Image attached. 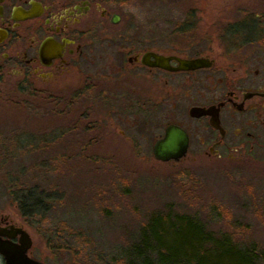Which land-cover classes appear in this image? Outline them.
I'll list each match as a JSON object with an SVG mask.
<instances>
[{
  "label": "flooded vegetation",
  "instance_id": "af4514ba",
  "mask_svg": "<svg viewBox=\"0 0 264 264\" xmlns=\"http://www.w3.org/2000/svg\"><path fill=\"white\" fill-rule=\"evenodd\" d=\"M155 2L0 0V123L32 125L50 105L67 118L77 151L138 150L152 139V152L173 125L187 135L186 155L193 147L195 160L264 174V0H231L218 18L230 26L217 34V45L203 40L197 48L190 39L188 55L151 21L159 20L147 10ZM196 15L193 8L186 17ZM176 57L210 65L169 69L178 66ZM178 73L183 82L176 85ZM161 104L171 118L155 134ZM15 132L0 128V152L43 150V134L29 143ZM31 198L30 191L0 194V243L15 246L29 236L27 257L46 264L33 235Z\"/></svg>",
  "mask_w": 264,
  "mask_h": 264
},
{
  "label": "rangeland",
  "instance_id": "374dc122",
  "mask_svg": "<svg viewBox=\"0 0 264 264\" xmlns=\"http://www.w3.org/2000/svg\"><path fill=\"white\" fill-rule=\"evenodd\" d=\"M230 5L231 0H160L147 5V10L159 17L151 20L158 24L159 33L174 34L178 48L188 55L190 39L197 48L203 40L208 46L217 45V34L230 26L218 18ZM193 8L197 18L188 20L187 11ZM164 38H159L161 46ZM180 76L175 74L170 82L182 84ZM176 104L184 106L183 101ZM162 105L155 134L171 118ZM50 107L44 105L43 117L32 118V125L13 129L9 122L0 123L3 132L16 131L20 142L36 143L43 134V150L0 152V194L32 192L33 235L37 248L43 245L46 264H118L142 236L141 229L153 214L188 218L178 220L179 244L181 239L190 240L192 225L198 221L213 238L230 234L241 250L261 251L253 262L264 264L263 173L249 167L226 175L209 162L195 160L193 147L176 163L157 162L152 139H146L138 150L77 151L73 145L79 143L67 133V118L49 112ZM62 130L64 136H60ZM184 171L190 172L195 184L191 193L183 192L193 185L190 181L182 179L188 182L183 187L176 179ZM37 198L42 200L39 206ZM151 220L149 227L153 228ZM61 223L74 233L62 231L64 241L50 239L51 230L56 231Z\"/></svg>",
  "mask_w": 264,
  "mask_h": 264
},
{
  "label": "trees",
  "instance_id": "16d2710c",
  "mask_svg": "<svg viewBox=\"0 0 264 264\" xmlns=\"http://www.w3.org/2000/svg\"><path fill=\"white\" fill-rule=\"evenodd\" d=\"M49 112L57 114L55 106H52ZM81 151L84 152L83 149ZM218 169L226 175L230 174L226 166ZM190 176V172L187 171L176 174L180 186L184 187L189 181L193 184L187 187L186 191L183 190L185 193H191L195 186ZM41 202L42 200L38 201V203ZM184 218L187 217L176 214L173 217H163L161 214H153L150 218L153 228L149 227V219L141 229L142 236H139L136 244L125 253V259L118 264H255L253 259L260 258L262 255V252L255 248L241 250V247H236L239 241L230 234L213 238L204 231L198 221L192 225L193 236L190 240L181 239L179 244L181 237L178 225L182 220L187 221L188 218ZM157 220L160 222L158 223ZM62 231L74 233L70 227L61 223L56 231L51 230L50 239L59 240L63 237ZM62 241H64L63 238Z\"/></svg>",
  "mask_w": 264,
  "mask_h": 264
},
{
  "label": "water",
  "instance_id": "95a60500",
  "mask_svg": "<svg viewBox=\"0 0 264 264\" xmlns=\"http://www.w3.org/2000/svg\"><path fill=\"white\" fill-rule=\"evenodd\" d=\"M176 60L178 61V66L169 69L186 71L210 65L209 60L205 58L185 59L176 57ZM160 65L167 68L164 62H160ZM187 144L188 140L185 132L179 127L170 125L165 129L164 137L155 142L152 154L157 161H178L185 156ZM30 243L29 236L21 237L19 244L15 246L0 243V252L5 256V264H41L27 257L26 250Z\"/></svg>",
  "mask_w": 264,
  "mask_h": 264
}]
</instances>
